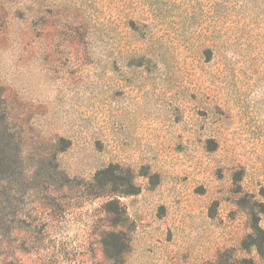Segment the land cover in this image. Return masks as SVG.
I'll use <instances>...</instances> for the list:
<instances>
[{"label": "rangeland", "instance_id": "rangeland-1", "mask_svg": "<svg viewBox=\"0 0 264 264\" xmlns=\"http://www.w3.org/2000/svg\"><path fill=\"white\" fill-rule=\"evenodd\" d=\"M0 124L21 264H264V0H0Z\"/></svg>", "mask_w": 264, "mask_h": 264}, {"label": "trees", "instance_id": "trees-1", "mask_svg": "<svg viewBox=\"0 0 264 264\" xmlns=\"http://www.w3.org/2000/svg\"><path fill=\"white\" fill-rule=\"evenodd\" d=\"M0 129H5V126H2V124H0ZM1 132L2 130H0V237H4V248L2 249V240L0 239V260H1V264H21L17 258V255L15 254L14 250L19 249V251L24 250V242H21L20 245L21 246H17L14 247L13 251H9V249H7V247H10V245L12 244V225L13 222L15 220V209H14V201H15V195L16 192L14 191V189H12V185L11 184H3L4 182L9 181V176L11 175V173L14 172L15 170V165L17 162V156L9 159L6 149L9 147L8 144H6V142L4 141V138L1 137ZM54 170H57V164L53 165ZM58 171V170H57ZM99 173V172H98ZM52 181H54V179H52ZM57 181H59V185H57L56 187L53 186L54 184H52L49 188H51L53 191H56L60 188H64V187H69V184H65L66 181H68V178L66 177V175H62L60 178H55V182L57 184ZM95 181H99V175L96 174L92 177L91 182L89 183L90 185H88L86 187L87 191L86 193L89 195H93V196H100V195H110L112 194L116 188H114L113 186L109 187L107 184L108 182H98L97 184L99 185H95L92 184V182ZM113 181V180H111ZM76 185V184H75ZM80 184H77V186ZM85 185V184H84ZM72 186V185H70ZM48 188V190H49ZM14 191V193L11 195V193ZM80 191V190H79ZM121 193H128L124 190H120ZM82 193V192H81ZM133 193V192H131ZM112 202L109 201L105 204V212L107 214L112 213V215L114 213H116V209H112L111 207ZM110 205V206H109ZM117 216L116 217H112L111 218V231H114L116 227H122L124 225V221L125 219L120 218V216L118 215V212L116 213ZM5 229L6 231H2V229ZM12 236V237H11Z\"/></svg>", "mask_w": 264, "mask_h": 264}]
</instances>
